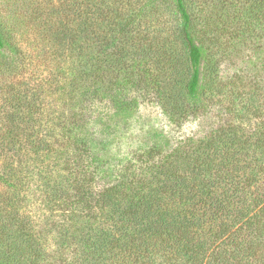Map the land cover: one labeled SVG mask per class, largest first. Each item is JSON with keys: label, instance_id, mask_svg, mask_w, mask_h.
<instances>
[{"label": "trees", "instance_id": "16d2710c", "mask_svg": "<svg viewBox=\"0 0 264 264\" xmlns=\"http://www.w3.org/2000/svg\"><path fill=\"white\" fill-rule=\"evenodd\" d=\"M164 2L178 17L183 60L177 58L175 27L171 32L162 27L166 21L158 9ZM191 3L32 0L44 36L59 48L55 57L71 64L56 65L70 84L64 90L66 109L53 113L54 136L31 123L35 109L18 105L1 117L0 181L8 189L0 194V218H5L0 264H264V253L255 254L264 245V46L251 45L255 60L221 79L220 87L218 62L211 60L207 44L217 42L215 29L197 25ZM245 12L243 29L223 28L232 35L229 45L221 44L223 61L238 50L235 39L264 38V0H251ZM10 44L0 31V50L16 52ZM54 69L34 68L59 81ZM148 90L159 95L172 124L208 116L215 108L221 123L197 137L154 129L121 155L114 150L121 126L130 125L140 105L129 93ZM12 99L19 101L21 94ZM104 102L115 111L98 114L103 127L95 131L93 109ZM50 138L61 142L62 152L54 155L69 174L59 186L60 200L69 205L59 240L64 253L55 255L44 247L45 235L32 233L34 225L13 193L32 155L35 171L28 172L58 184L41 159ZM56 185H48L50 202Z\"/></svg>", "mask_w": 264, "mask_h": 264}, {"label": "rangeland", "instance_id": "374dc122", "mask_svg": "<svg viewBox=\"0 0 264 264\" xmlns=\"http://www.w3.org/2000/svg\"><path fill=\"white\" fill-rule=\"evenodd\" d=\"M231 1L193 0V3H191L197 25L200 28L210 25L212 29H215V33L213 31V37L217 39V42L210 41L207 44L211 46V60L218 62L219 77L217 84L220 87L221 79L227 81L228 78H232L235 75L236 68L243 67L247 62L255 60L256 55L251 51V45H257L259 43L262 48L264 46V38L260 39L259 42L256 39H252L251 34H247L245 38L235 39L237 44L234 46L238 50L234 53L229 51L228 54L231 56V60L223 61L221 58V44L223 45L222 47L229 45L232 37L231 34H227L225 31L223 32V28H227L231 33L243 29L248 19L245 9L251 3V0ZM31 7L32 0H0V31L3 37L11 43L10 45L16 48V52L9 48L0 50V124L5 122L1 120V117L6 119V113L13 112L16 106L22 105L31 108L33 111L35 109L37 115L31 123L43 127L45 132L51 135L52 127L58 124L55 116L67 107L66 93L64 90L68 89L67 87L70 82L69 79H66L67 77L65 75H60L56 70L58 69L56 65L62 64L64 66V63L55 57V51H59V48L56 44H53V38L49 39L44 36V32L40 28L39 23H37L35 15L31 12ZM158 11L164 13V20L166 21L162 27L168 28L170 32L175 27L176 35L174 36H176L178 46L181 49V54H178L177 58L183 60L185 47L180 37V32L178 33L179 23L178 17L174 13V7L170 2H164ZM63 24L64 22L62 20L60 27ZM255 30L259 31L257 28ZM254 34L256 35L257 33L255 32ZM160 41H163L162 37ZM40 52L42 55L38 60H34L32 55L36 56ZM40 64L42 67L48 66L53 69L55 68L54 71H57V75L60 76L59 81H54V78L42 70V72L39 70L36 73L34 68L37 69V65ZM69 65L71 64L67 61L64 67L67 68ZM262 77V85L264 86V75ZM50 82L51 84H49ZM25 91L27 93H24ZM18 92L21 94L22 100L17 101V99H12V95ZM129 95L131 97L128 96V98L138 96L140 105L130 125L125 124L121 126L119 134L122 137H120V140L114 148L120 154L131 149L135 150L138 143L144 141L148 132H153L154 129L165 130L177 136L197 137L207 133L211 126L216 127L221 123V117L218 116V109L215 108L208 116H202L197 120L189 117L181 119L179 124L177 122L172 124L161 107L160 97L157 93L148 90L139 95L130 92ZM70 103H72V106H76V100H70ZM114 111L110 102L97 103L93 109L92 125L94 130L97 131L103 127L97 119L98 114L105 113L108 116L109 113H113ZM53 113H55V116H53ZM124 127L125 131L123 130ZM128 127L130 128L128 129ZM60 143V141L50 138L47 143L50 152L48 150L45 151L41 157L43 162H46L48 169H51L49 176L55 177V180L59 181L58 184L47 183V179H49L48 175L45 176L47 179H42L44 178L43 175L28 172V170L31 171L33 169L35 171L34 167L37 157L32 155L27 160V164L31 165L29 166L30 168L28 167L27 172L22 171L19 176L21 182L18 183V190L13 192L19 198L15 204L22 211L25 220H28L34 225V231L32 233L45 235L44 247L49 254L54 255L63 252L64 249L59 240L62 239V231L64 229L63 224L65 220L63 219V210L69 206L62 203L59 198V193L62 192L60 190L61 188L59 189L61 181L63 183L64 181H68L69 177L66 170L64 171L62 170L63 168L58 166L56 156L54 155V153H60L62 148L60 147ZM2 184L0 181L1 195L6 194L8 189V185L5 186ZM48 185H51L53 188L56 185L55 190H58L57 195L53 198V202H50L52 195L47 194L50 193L48 191ZM4 219L3 216L0 218V225L5 224ZM250 248H253L252 243H250ZM244 251H246L245 253L248 252L247 250ZM259 253H264L263 244L261 249L257 247L255 250V254ZM250 260L252 261V259Z\"/></svg>", "mask_w": 264, "mask_h": 264}]
</instances>
